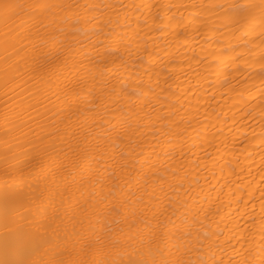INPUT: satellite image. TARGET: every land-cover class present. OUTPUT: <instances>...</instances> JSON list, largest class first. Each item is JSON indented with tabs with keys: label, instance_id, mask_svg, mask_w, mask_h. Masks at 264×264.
I'll use <instances>...</instances> for the list:
<instances>
[{
	"label": "bare ground",
	"instance_id": "6f19581e",
	"mask_svg": "<svg viewBox=\"0 0 264 264\" xmlns=\"http://www.w3.org/2000/svg\"><path fill=\"white\" fill-rule=\"evenodd\" d=\"M0 264H264V0H0Z\"/></svg>",
	"mask_w": 264,
	"mask_h": 264
}]
</instances>
